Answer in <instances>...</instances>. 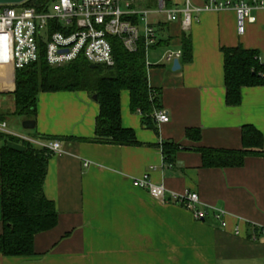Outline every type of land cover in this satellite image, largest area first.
I'll return each mask as SVG.
<instances>
[{
    "label": "crops",
    "instance_id": "0c3cea01",
    "mask_svg": "<svg viewBox=\"0 0 264 264\" xmlns=\"http://www.w3.org/2000/svg\"><path fill=\"white\" fill-rule=\"evenodd\" d=\"M132 2L149 11L159 37L147 53L148 78L161 92L168 123L155 117L145 124L123 91L122 123L135 131L139 144L93 141L100 114L95 95L84 90L40 93L36 128L12 131L44 143L61 141L62 152L52 154L44 182L59 218L53 229L36 235L32 256L0 251V264H264V155L247 156L240 167L210 168L195 150L242 149L247 124L264 133V85L243 87L240 105L227 104L222 51L242 44L256 49L264 63V9L253 10L256 22L240 34L233 8L204 12L185 30L181 19L171 21L158 12L159 0ZM185 36L192 43V60L181 56L176 71L175 58L167 55L183 51ZM191 129L199 130L197 139L188 135ZM168 141L181 147L169 163L161 146ZM144 175L165 185V201L136 185ZM187 190L200 195L202 206L225 210L226 226L212 211L196 220L171 199V192ZM1 203L0 198V236L5 230Z\"/></svg>",
    "mask_w": 264,
    "mask_h": 264
},
{
    "label": "trees",
    "instance_id": "16d2710c",
    "mask_svg": "<svg viewBox=\"0 0 264 264\" xmlns=\"http://www.w3.org/2000/svg\"><path fill=\"white\" fill-rule=\"evenodd\" d=\"M53 0H28L26 6L43 11ZM115 63L112 66L92 65L84 58L53 67L45 57L16 73L14 88L15 109L13 115L34 120L40 93L84 90L96 96L100 114L96 119L93 141L116 145H138L135 131L122 123L121 100L123 91L130 94V106L140 111L143 122L151 125L156 113L162 110L161 92L150 86L148 78L147 49L142 41L136 52L127 50L122 39L110 37ZM160 43V41H159ZM184 61L192 60L193 47L189 37L183 40ZM224 76L227 90L226 101L239 106L242 88L264 85V63L256 49L242 44L222 48ZM0 120L6 121L0 112ZM194 132V134H192ZM199 130H189L190 137L198 138ZM242 149H209L198 147L205 167H240L250 155H264V133L251 124L242 128ZM0 177L4 233L0 236V251L5 256L26 257L34 254L36 235L54 228L58 222L54 201L47 199L44 182L52 155L45 149L14 135L0 133ZM14 141L26 149L18 152L9 148ZM166 162H173L181 148L173 142L161 144Z\"/></svg>",
    "mask_w": 264,
    "mask_h": 264
},
{
    "label": "built area",
    "instance_id": "2783aa9c",
    "mask_svg": "<svg viewBox=\"0 0 264 264\" xmlns=\"http://www.w3.org/2000/svg\"><path fill=\"white\" fill-rule=\"evenodd\" d=\"M24 3L0 4V91L5 86L13 88L17 71L43 56L53 67H63L78 58H84L91 65L112 66L115 55L110 37L122 39L130 52H136L143 41L148 53L159 40L156 28L148 20L149 11L136 9L132 0H53L43 11ZM159 5V13H166L171 21L181 19L185 30L190 29L194 20L204 12L233 8L237 31L244 34L247 24L257 20L253 10L264 9V0H205L202 6L186 0L182 7H170L165 0H159ZM182 53V50L171 52L167 59H179ZM156 119L160 123H168V112L159 110ZM0 133L29 141L51 155L62 152L61 141L44 143L18 135L8 127L7 121L0 120ZM135 183L155 199H167L165 185L153 182L148 175L136 179ZM170 195L172 200L190 209L196 220L204 219L212 211L214 217L226 226L227 212L202 206L196 192L187 190L182 194L171 192ZM235 232L239 233V228ZM262 233L264 235V230Z\"/></svg>",
    "mask_w": 264,
    "mask_h": 264
},
{
    "label": "rangeland",
    "instance_id": "374dc122",
    "mask_svg": "<svg viewBox=\"0 0 264 264\" xmlns=\"http://www.w3.org/2000/svg\"><path fill=\"white\" fill-rule=\"evenodd\" d=\"M173 6H184L185 5V0H170ZM123 8L125 9L124 4L122 3ZM15 90V88L13 87H2V90L0 91L2 94H6V93H11ZM0 95V101H1V111L6 113V121L8 123V127L11 130H17V131H23V132H28V130L24 129V127L22 126V117H17L14 116L12 113L13 109H14V97L12 96V94H6V95Z\"/></svg>",
    "mask_w": 264,
    "mask_h": 264
},
{
    "label": "water",
    "instance_id": "95a60500",
    "mask_svg": "<svg viewBox=\"0 0 264 264\" xmlns=\"http://www.w3.org/2000/svg\"><path fill=\"white\" fill-rule=\"evenodd\" d=\"M28 0H0V4H17V3H24ZM97 65L92 64V67H96ZM181 68V62L179 61V59H175L174 60V66H173V70H180ZM96 98V96H94ZM22 126L25 129H35L36 128V122L34 120H30V119H26L22 122ZM9 148L14 149L18 152H22L26 149V146L24 144H20L14 141H10L8 143Z\"/></svg>",
    "mask_w": 264,
    "mask_h": 264
}]
</instances>
